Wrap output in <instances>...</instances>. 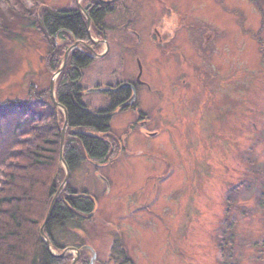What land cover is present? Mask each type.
<instances>
[{
  "label": "rangeland",
  "instance_id": "1",
  "mask_svg": "<svg viewBox=\"0 0 264 264\" xmlns=\"http://www.w3.org/2000/svg\"><path fill=\"white\" fill-rule=\"evenodd\" d=\"M78 4L84 9L85 0H0V182L16 145L50 127V92L47 105L36 99L54 74L32 22L44 8ZM108 8L105 38L88 31L97 49L80 85L88 110L112 112L111 137L125 151L73 171L71 187L95 199V212L52 229L55 242L87 245L93 264H114V240L129 264H260L253 244L264 237V211L254 193L231 198L245 210L236 213L233 253L227 245L219 252L218 243L232 187L245 175L256 180L247 159L264 161V0H117ZM138 63L139 112L113 113L109 93L87 92L136 82ZM78 253L76 262L83 254L90 260L87 249Z\"/></svg>",
  "mask_w": 264,
  "mask_h": 264
},
{
  "label": "trees",
  "instance_id": "2",
  "mask_svg": "<svg viewBox=\"0 0 264 264\" xmlns=\"http://www.w3.org/2000/svg\"><path fill=\"white\" fill-rule=\"evenodd\" d=\"M84 5V10L91 20V33L99 39L105 38V33L99 29L104 26L103 20L110 14L108 5L97 0H85ZM32 26L49 46L46 65L52 75L61 66L64 53L69 47L75 43L83 46L82 51H71L63 71L55 82L56 102L67 114L62 159L70 171V179L73 171L84 161L95 166L111 163L119 150L125 151L123 143L116 142L111 137L112 112H91L83 103L84 90L80 85L82 72L92 63L90 47L97 49L96 44L89 39L86 18L78 9L55 11L44 8L36 14ZM47 92L49 93V90L38 94L36 101L47 105L44 101ZM48 103L51 108L48 132L43 134L36 131L37 128L33 129L29 133L30 144L18 143L17 154L11 156L2 168L0 264H70L72 259L67 256L55 257L49 254L44 238L49 240L56 250L64 251L65 247L58 246L55 242L52 229L63 230L68 223H85L95 212V199L85 191L75 190L69 180L57 197L50 219L43 229V235L40 234L50 204L65 178L60 161V136L64 116L53 106L51 99ZM262 136L264 130L260 134V137ZM246 163L247 174L254 175L256 180H250L247 175L243 176L232 187L231 194L226 199L224 219L219 231L224 233L218 243L221 253H224L225 245L233 253L232 240L234 235H237L234 231L239 224L236 213L239 212L238 215L242 216L245 212L243 207H237L236 200H231L237 191L247 194V198L254 193L260 204L259 210L264 211V161L257 163L256 159H247ZM84 246L81 243L76 248L85 250ZM253 246L259 249L253 262L264 264V237ZM110 252L111 263L129 264L125 260L124 249L119 241L112 242ZM85 255L80 256L77 264H89Z\"/></svg>",
  "mask_w": 264,
  "mask_h": 264
},
{
  "label": "water",
  "instance_id": "3",
  "mask_svg": "<svg viewBox=\"0 0 264 264\" xmlns=\"http://www.w3.org/2000/svg\"><path fill=\"white\" fill-rule=\"evenodd\" d=\"M98 2L104 4V5H108V4H111V3H114L116 2L117 0H97ZM78 9L81 11V13L84 15V17L86 18V21H87V25H88V31L90 30V25H91V20L88 16V14L86 13V11L82 8V6H80L78 4ZM90 32V31H89ZM99 43V42H98ZM97 44V43H96ZM78 44L76 43L73 47L69 48L68 50H66L65 54H64V57H63V62H62V65L61 67L58 69V71L56 72V74L53 75L51 81H50V85H49V92H50V95H51V100L54 104L55 107L57 108H60L61 111L63 112L64 114V123H63V128H62V132H61V136H60V161L62 162L63 164V167L65 169V173H66V176L64 178V181L62 182V184L60 185L56 195L54 196V199L52 200L51 204H50V207L48 209V212H47V215H46V218H45V221H44V224L43 226L41 227L40 229V234L43 235V229L44 227L46 226V224L48 223L49 219H50V216H51V213H52V210L54 208V205L56 203V200H57V197L59 196V194L61 193L62 189L66 186L69 178H70V171L67 167V165L65 164V162L62 160V151H63V146H64V135H65V131L67 129V114H66V111L64 108H62L60 105L57 104L56 100H55V92H54V82L56 80V76L61 72L63 71L64 67H65V64H66V61H67V57H68V54L75 48L77 47ZM89 50H92V49H89ZM93 53V50L91 51ZM103 55H97V57H101ZM140 68V66H139ZM141 75V68H140V74H139V77ZM133 88L132 85H129V84H121L119 87H117V89H112V88H95V89H91L89 90L88 92H116L118 91L119 89H122V88ZM45 239V244L47 246V249L49 251V253L53 256H55L51 250H50V242L46 239ZM88 249H91L89 247H87ZM71 251H74V249H69ZM67 251V250H66ZM63 254H65V252ZM77 253V251H75ZM77 255V254H76ZM78 256V255H77ZM95 259V253L93 252V257L90 261V264H93V261ZM76 263V258L72 261L71 264H75Z\"/></svg>",
  "mask_w": 264,
  "mask_h": 264
},
{
  "label": "flooded vegetation",
  "instance_id": "4",
  "mask_svg": "<svg viewBox=\"0 0 264 264\" xmlns=\"http://www.w3.org/2000/svg\"><path fill=\"white\" fill-rule=\"evenodd\" d=\"M136 36H137V39H138L139 36L138 35H136ZM98 41L101 42L103 40H98ZM90 49H93V48L90 47ZM91 51L92 50H90V53H91ZM129 84L133 86L134 90H133V88L127 87V88L119 89L116 92H109V94L111 95L110 98H113V102L111 103V105L108 108L109 109H113V112L117 108L119 110L120 109H122V110L124 109L125 110L127 108L128 109L131 108L132 110H135L136 112H139V111L136 110L138 108V104H137V89L136 88L139 85L145 86V84H142V82L139 83L137 79H136V82H134V83L130 82ZM118 86H119V84L114 85L113 88L117 89ZM108 104H110V100H109Z\"/></svg>",
  "mask_w": 264,
  "mask_h": 264
}]
</instances>
